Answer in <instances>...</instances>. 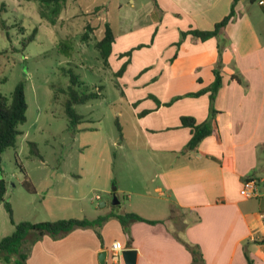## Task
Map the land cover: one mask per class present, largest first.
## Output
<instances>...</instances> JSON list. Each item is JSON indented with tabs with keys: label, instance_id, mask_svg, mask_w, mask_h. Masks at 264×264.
Returning <instances> with one entry per match:
<instances>
[{
	"label": "crops",
	"instance_id": "crops-1",
	"mask_svg": "<svg viewBox=\"0 0 264 264\" xmlns=\"http://www.w3.org/2000/svg\"><path fill=\"white\" fill-rule=\"evenodd\" d=\"M232 1L153 0L135 15L134 30H112L108 64L126 62L119 79L133 86L128 102L154 168L156 195L144 185L142 196L184 213L185 237L200 246L205 264H248L245 251L252 264H264V27L248 10L255 0H238L233 20L217 37L199 40L182 34L212 29ZM257 1L264 10V0ZM134 44L137 48L128 56ZM217 62L222 83L212 101L217 111L214 130L195 149L185 150L191 129L181 124V117L203 122L210 106L208 90L197 96L187 93L212 84ZM235 73L242 82L231 77ZM247 177L261 183L258 197L240 194ZM119 203L100 201L93 216L81 218L132 212L116 209ZM133 211L162 222H132L128 235L119 220L109 216L100 226L75 228L60 237L44 234L32 244L27 263L100 264L98 254L106 250L105 264H124L111 255L112 243L119 241L123 249L137 251L136 264H190L189 251L173 235L175 222Z\"/></svg>",
	"mask_w": 264,
	"mask_h": 264
},
{
	"label": "rangeland",
	"instance_id": "rangeland-1",
	"mask_svg": "<svg viewBox=\"0 0 264 264\" xmlns=\"http://www.w3.org/2000/svg\"><path fill=\"white\" fill-rule=\"evenodd\" d=\"M133 1L66 0L50 24L40 18L37 0H0V92L10 96L22 81L27 103L16 144L1 155L4 200L15 223L93 216L100 201L112 206L114 197L120 201L116 209L166 217L178 227L185 222L179 209L171 213L166 202L142 196L144 185L156 195L151 183L154 168L128 102L133 86L119 79L125 69L117 74L125 62L115 67L112 61L109 66L96 47L105 19L116 33L134 30L135 15L146 11L153 0ZM262 7L255 0L248 9L262 21L261 28ZM70 74L77 77L79 91L99 94L74 105L82 121L73 129L63 106ZM31 143L38 154L31 152ZM13 230L0 202V239Z\"/></svg>",
	"mask_w": 264,
	"mask_h": 264
},
{
	"label": "trees",
	"instance_id": "trees-1",
	"mask_svg": "<svg viewBox=\"0 0 264 264\" xmlns=\"http://www.w3.org/2000/svg\"><path fill=\"white\" fill-rule=\"evenodd\" d=\"M38 1V14L40 18L46 20L50 24L56 22L60 11L62 10L66 0H37ZM238 0H233L229 12L218 22H216L212 29L200 30L191 29L187 32L193 37L199 40H206L211 37H217L223 27H225L235 16V5ZM35 31L30 35L29 40L34 38ZM114 40L113 31L108 22L104 25L103 36L97 41L96 47L100 51L101 57L108 62V56L111 52V45ZM129 53V52H127ZM126 62L122 64L121 68L118 70L117 74L120 75L125 69ZM214 81L206 89H202L197 92L187 93L189 96H197L204 91L208 90L210 92V106H209V116L203 122L197 123L195 119L191 116H182L181 124L183 126H188L191 129V137L185 145V150L195 149L198 144L208 135H210L214 130V120L217 111L212 106V101L218 89L222 83V77L220 73V62H217L213 68ZM232 78L242 82V77L238 74H232ZM77 77L70 74V84L67 87V98L64 101V112L69 119V128L73 129L82 120V115L76 112L74 105L83 104L86 101L99 97L98 93L95 92H84L79 91L77 86ZM178 97H175L176 99ZM27 109V103L24 94V84L19 82L10 96H7L0 92V202H3L6 208L10 221L14 224V230L9 234L5 235L0 239V262L2 264H28L27 257L30 252L32 244L41 238L44 234H48L52 237H60L68 233L75 228L82 227H94L100 226L102 222L108 219L109 216H115L121 226L124 233L129 235V226L135 221H144L150 224H156L162 222L159 220L146 219L134 212L125 213H109L108 215L98 216L97 218L90 220L87 218H64L58 220L50 221H20L15 223L12 219V209L10 204L4 200V193L6 190L5 181L1 177L2 168V152L10 146L16 144L17 136L21 133L19 130V124L25 121V113ZM119 127V126H118ZM120 128V127H119ZM33 154H38L36 146L31 143ZM249 178V177H247ZM257 179V178H256ZM258 180V179H257ZM259 181V180H258ZM26 185L30 188V184L25 180ZM172 213V209H171ZM174 219V217L170 216ZM183 220V218L181 219ZM186 223L182 224L180 227L176 226L173 231L175 238L183 244V246L189 251L191 255L190 264H205L202 251L200 246L196 243L189 241L184 234V229ZM97 235L100 236L99 230H96ZM130 243V237L129 242ZM24 246H26L25 249ZM245 256L247 258L248 264H252V260L248 253L245 251Z\"/></svg>",
	"mask_w": 264,
	"mask_h": 264
},
{
	"label": "built area",
	"instance_id": "built-area-1",
	"mask_svg": "<svg viewBox=\"0 0 264 264\" xmlns=\"http://www.w3.org/2000/svg\"><path fill=\"white\" fill-rule=\"evenodd\" d=\"M262 1H260L261 3ZM240 194L245 198H255L262 194L263 188L261 183L254 177L245 178L240 187ZM98 199L99 196L96 195ZM262 223L264 224V211L260 214ZM123 247L119 241H114L111 245V255L113 256L116 263L122 261L121 251Z\"/></svg>",
	"mask_w": 264,
	"mask_h": 264
},
{
	"label": "water",
	"instance_id": "water-1",
	"mask_svg": "<svg viewBox=\"0 0 264 264\" xmlns=\"http://www.w3.org/2000/svg\"><path fill=\"white\" fill-rule=\"evenodd\" d=\"M115 189V188H113ZM113 202L117 203V199H115ZM103 204V203H101ZM122 259L124 264H136V257H137V251L133 248H126L121 251ZM107 256V251L103 250L99 252L98 254V259L100 264H105V258Z\"/></svg>",
	"mask_w": 264,
	"mask_h": 264
}]
</instances>
